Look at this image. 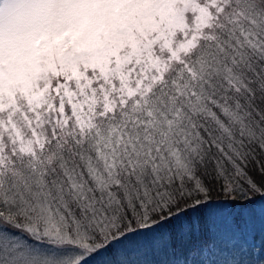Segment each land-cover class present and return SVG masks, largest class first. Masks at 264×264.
<instances>
[{
	"label": "snow or ice",
	"instance_id": "1",
	"mask_svg": "<svg viewBox=\"0 0 264 264\" xmlns=\"http://www.w3.org/2000/svg\"><path fill=\"white\" fill-rule=\"evenodd\" d=\"M0 264H264V0H0Z\"/></svg>",
	"mask_w": 264,
	"mask_h": 264
},
{
	"label": "trees",
	"instance_id": "2",
	"mask_svg": "<svg viewBox=\"0 0 264 264\" xmlns=\"http://www.w3.org/2000/svg\"><path fill=\"white\" fill-rule=\"evenodd\" d=\"M157 253H159V252H157ZM149 259H153V260H161V259H163L162 257H160V256H158L157 254H155V255H151V256H149L148 257Z\"/></svg>",
	"mask_w": 264,
	"mask_h": 264
},
{
	"label": "rangeland",
	"instance_id": "3",
	"mask_svg": "<svg viewBox=\"0 0 264 264\" xmlns=\"http://www.w3.org/2000/svg\"><path fill=\"white\" fill-rule=\"evenodd\" d=\"M257 228H259V224H257ZM259 239H260L259 236H257V237H256V241H255L257 244H259ZM156 254H157L158 256L164 258L160 253H156ZM149 256H151V254H150ZM151 259H152V258H151Z\"/></svg>",
	"mask_w": 264,
	"mask_h": 264
}]
</instances>
